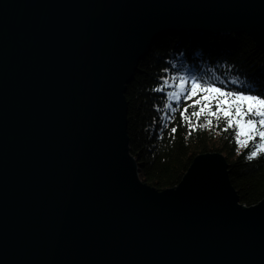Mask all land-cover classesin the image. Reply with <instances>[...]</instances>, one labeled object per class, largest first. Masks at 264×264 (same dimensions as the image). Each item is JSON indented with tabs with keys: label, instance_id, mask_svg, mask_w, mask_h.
<instances>
[{
	"label": "water",
	"instance_id": "95a60500",
	"mask_svg": "<svg viewBox=\"0 0 264 264\" xmlns=\"http://www.w3.org/2000/svg\"><path fill=\"white\" fill-rule=\"evenodd\" d=\"M178 31L264 54V0H0V264H264V198L239 203L222 155L138 177L125 90Z\"/></svg>",
	"mask_w": 264,
	"mask_h": 264
},
{
	"label": "trees",
	"instance_id": "16d2710c",
	"mask_svg": "<svg viewBox=\"0 0 264 264\" xmlns=\"http://www.w3.org/2000/svg\"><path fill=\"white\" fill-rule=\"evenodd\" d=\"M145 56L124 95L129 152L136 162L139 179L158 191L172 189L194 157L219 153L228 165V180L239 203L251 207L262 201L264 154L247 158L257 150L259 140L247 147L237 144L234 128L225 130L223 117L218 120L206 113L191 117L197 108L191 106L190 100L167 99V93L173 89L157 91L156 86L163 83L161 76L172 77L180 72L230 90L264 93V54L245 34L189 32L160 37ZM175 82L169 79V84ZM165 102L172 107L165 108ZM184 105H189L187 115L197 126L195 130L181 123L179 112ZM173 126L175 132L171 131Z\"/></svg>",
	"mask_w": 264,
	"mask_h": 264
},
{
	"label": "snow or ice",
	"instance_id": "6c2138e0",
	"mask_svg": "<svg viewBox=\"0 0 264 264\" xmlns=\"http://www.w3.org/2000/svg\"><path fill=\"white\" fill-rule=\"evenodd\" d=\"M163 71L167 73L169 70L165 68ZM170 78L176 82L169 84ZM160 80L163 83L157 84V91H163L166 87L173 89L167 93V99L190 100L191 106L197 108L191 113V117L199 118L204 113L218 120L223 117L225 130L234 128L236 143H241V137H244L246 147L258 139L259 143L255 145L257 150L251 151L248 159L264 154V93L248 89L230 90L180 72H175L172 77L161 76ZM193 97L196 98L192 99ZM164 107L172 106L165 102ZM188 108L189 105H184L183 110L179 112L181 123H186L188 128L195 130L197 126L187 115ZM171 131L175 132L176 127L173 126Z\"/></svg>",
	"mask_w": 264,
	"mask_h": 264
},
{
	"label": "rangeland",
	"instance_id": "374dc122",
	"mask_svg": "<svg viewBox=\"0 0 264 264\" xmlns=\"http://www.w3.org/2000/svg\"><path fill=\"white\" fill-rule=\"evenodd\" d=\"M194 33H196V32H194ZM167 34H170V35H172V34H173V35H174V34H176V35H178V34H183V35H184V34H186V33H180V32L178 31V33L168 32ZM205 34H206V33H205ZM207 34H208V33H207ZM211 34H212V33H211ZM211 34H209V35H211ZM222 34H223V33H222ZM222 34H217V35H218V36H219V35L221 36ZM229 34H230V33H229ZM213 35H216V34H213ZM165 36H166V35H165ZM250 41H251V40H250ZM139 62H140V61H139ZM137 70H138V69L136 68L135 73L137 72ZM134 75H135V74H134ZM133 78H134V76H133ZM133 78H132V80H133ZM241 141H242V142L240 143V145H241V146H242V145H245L244 142H243V141H244V137H241ZM185 172H186V171H185Z\"/></svg>",
	"mask_w": 264,
	"mask_h": 264
},
{
	"label": "bare ground",
	"instance_id": "6f19581e",
	"mask_svg": "<svg viewBox=\"0 0 264 264\" xmlns=\"http://www.w3.org/2000/svg\"><path fill=\"white\" fill-rule=\"evenodd\" d=\"M193 33H194V32H193ZM200 33H203V32H200ZM200 33H199V34H200ZM186 34H187V33H186ZM145 55H146V54H145ZM145 55L143 56L144 58H142L141 61H143V60L145 59V57H146Z\"/></svg>",
	"mask_w": 264,
	"mask_h": 264
}]
</instances>
